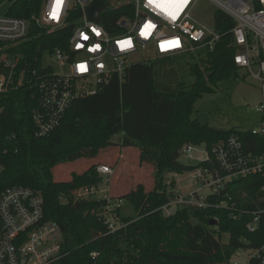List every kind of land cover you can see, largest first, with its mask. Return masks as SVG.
<instances>
[{"label": "trees", "instance_id": "16d2710c", "mask_svg": "<svg viewBox=\"0 0 264 264\" xmlns=\"http://www.w3.org/2000/svg\"><path fill=\"white\" fill-rule=\"evenodd\" d=\"M42 2L0 0V14L30 20L27 38L6 49L15 66L14 83L0 92V194L14 185L40 192L44 219L55 221L59 228L61 256L52 264H217L228 260L236 249L260 247L264 243V212L259 214L254 231H249L246 223L253 211L264 209L262 174L235 181H245L243 191L238 196L230 194L247 210L237 218L224 208L182 207L169 216L156 210L168 197L165 174L196 166L179 160L184 144L210 148L217 140L235 134L245 150L264 152V136L259 132L213 127L192 117L195 100L212 92L218 79L237 72L232 58L236 46L230 32L233 19L214 11V27L220 37L211 50L187 52L191 77L187 83L177 80L172 68H166V63H173L179 55L132 63L122 80L113 75L95 94L76 98L56 129L36 137L31 110L38 90L26 80V72H41L44 51L63 46L72 26L48 31L34 23L31 16L40 11ZM3 45L0 42V53ZM5 70L0 63V73ZM113 145L136 147L139 163L152 167V183L149 189L137 183L120 195L135 215L120 213L123 224L109 232L92 211L97 201L73 202L70 198L71 190L101 180L96 165L72 170L63 179H55L54 170L96 157ZM212 218L216 224H210Z\"/></svg>", "mask_w": 264, "mask_h": 264}, {"label": "built area", "instance_id": "2783aa9c", "mask_svg": "<svg viewBox=\"0 0 264 264\" xmlns=\"http://www.w3.org/2000/svg\"><path fill=\"white\" fill-rule=\"evenodd\" d=\"M92 1L59 0L58 4L57 0H43L40 11L31 16L34 23L48 31L72 25L63 46L44 51L41 72L29 69L25 73L26 80L38 90L36 106L31 110L36 137L56 129L76 98L95 94L113 75L122 80L132 63L206 48L211 50L220 37L214 21L209 26L193 14L197 0H187L178 12L175 0H103L104 8L99 11L97 20L87 13ZM209 1L215 10L234 21L230 29L236 46L233 62L260 82L263 98L255 109L262 113L264 121V0ZM171 12H176L175 18ZM29 22L25 18L0 14V42L4 43L0 63L6 68L0 73V92L14 83L15 59L6 49L27 38ZM148 23L155 27L148 36L141 35ZM85 36L88 39H84ZM125 40L131 41L130 47L121 45ZM53 57L58 67L56 71L51 63L45 62ZM251 131L264 136V127ZM197 150L204 155L193 162L194 168L183 171H189V189L165 187L168 197L156 210L169 216L182 207L224 208L230 211L232 218L246 212L234 201L229 186L237 179L264 175V152L254 154L245 150L238 136L230 134L210 148L186 143L180 154L182 151L191 158L192 151ZM95 170L101 180L95 185L71 190L70 198L73 202L97 201L93 213L113 232L123 224L120 213L124 199L114 194L110 186L113 167L97 163ZM260 188L264 190V182ZM261 212L264 209L252 212V218L246 223L249 231L255 230ZM58 231L55 221L44 219L38 190L14 185L1 192L0 264H52L61 256ZM217 264H264V243L258 248L236 249L228 260Z\"/></svg>", "mask_w": 264, "mask_h": 264}, {"label": "rangeland", "instance_id": "374dc122", "mask_svg": "<svg viewBox=\"0 0 264 264\" xmlns=\"http://www.w3.org/2000/svg\"><path fill=\"white\" fill-rule=\"evenodd\" d=\"M2 6L0 5V10ZM215 6L209 0H197L193 9V14L205 22L207 25L213 24V13ZM187 53L180 54L173 63H166V68L175 71L177 80L186 83L191 80L187 72ZM51 63L53 70H58L54 57L46 60ZM213 91L203 93L193 104L192 117L201 123L218 128L236 129H260L264 127L262 113L255 109L262 101V91L260 82L248 74L244 69H237L233 75L220 78L212 84ZM118 138L113 137L116 141ZM202 149L203 146H197ZM193 157L184 156L183 152L179 160L185 164H190L201 158L204 154L200 151H192ZM106 163L113 167L114 173L110 175V186L114 189V194L122 195L129 189L141 183L145 189H149L152 183V167L146 163H139L138 150L134 146L113 145L101 150L96 157L77 160L57 166L54 170L55 179L68 178L69 173L81 171L90 164ZM189 171L182 173L168 172L164 176L166 188L185 191L189 189L187 179ZM245 181L234 182L230 185L229 191L238 196L243 191ZM124 215H135L131 205L124 199L121 207ZM59 237V233L56 234ZM223 240L226 237L223 236Z\"/></svg>", "mask_w": 264, "mask_h": 264}, {"label": "snow or ice", "instance_id": "6c2138e0", "mask_svg": "<svg viewBox=\"0 0 264 264\" xmlns=\"http://www.w3.org/2000/svg\"><path fill=\"white\" fill-rule=\"evenodd\" d=\"M58 4H59V0H57ZM187 0H175V6H176V11L178 12L179 10H181L184 6V4H186ZM56 13L54 12L53 13V16L55 17ZM170 15L173 16V18H175V15H176V12H171ZM155 27L153 24L151 23H148V24H145L144 25V31H142L141 35H144V36H148L150 34V30ZM93 32H96V29H93ZM97 35H99V33L97 32L96 33ZM84 39H88L87 36L84 37ZM122 46H126V47H130L131 46V41L130 40H125V41H121L120 42ZM166 43H175V42H166ZM164 45L162 44V47ZM97 47H99L97 45ZM81 69L84 68V65H81L80 66Z\"/></svg>", "mask_w": 264, "mask_h": 264}, {"label": "water", "instance_id": "95a60500", "mask_svg": "<svg viewBox=\"0 0 264 264\" xmlns=\"http://www.w3.org/2000/svg\"><path fill=\"white\" fill-rule=\"evenodd\" d=\"M104 8L103 0H93L87 7L88 16L92 19L99 18V11ZM224 190L221 191L223 193ZM210 224H216V219L212 218Z\"/></svg>", "mask_w": 264, "mask_h": 264}]
</instances>
